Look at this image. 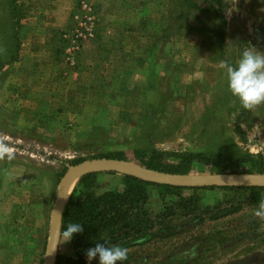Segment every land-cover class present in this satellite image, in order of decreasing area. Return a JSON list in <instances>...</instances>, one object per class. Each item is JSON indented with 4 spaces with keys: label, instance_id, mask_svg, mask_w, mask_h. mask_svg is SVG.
Masks as SVG:
<instances>
[{
    "label": "rangeland",
    "instance_id": "374dc122",
    "mask_svg": "<svg viewBox=\"0 0 264 264\" xmlns=\"http://www.w3.org/2000/svg\"><path fill=\"white\" fill-rule=\"evenodd\" d=\"M83 1L95 13L94 35L67 63L63 33L80 0H0V142L14 157L0 160V264H41L66 165L152 151L165 163L190 155L187 172H212L198 159L210 155L232 159L217 167L223 172H255L257 160L264 168V104L242 108L219 68L235 66L245 48L264 52V0H219L220 8L213 0ZM97 179L96 192L121 188L117 174ZM150 191L154 216L161 207ZM193 194L192 212L174 208L163 219L172 234L128 248L117 264H264V220L252 215L264 189ZM229 205L238 209L212 217L214 206ZM191 244L193 257L166 260ZM57 247L72 254L69 242Z\"/></svg>",
    "mask_w": 264,
    "mask_h": 264
},
{
    "label": "trees",
    "instance_id": "16d2710c",
    "mask_svg": "<svg viewBox=\"0 0 264 264\" xmlns=\"http://www.w3.org/2000/svg\"><path fill=\"white\" fill-rule=\"evenodd\" d=\"M213 1L220 8L219 0ZM108 158L121 159L125 157L122 154H115ZM136 158L135 162L143 166L169 173L187 172L191 161L190 155L182 153L175 163H165L159 153L152 151L146 155L137 153ZM198 159L201 162L212 163L215 167L213 173L223 172L217 167L225 161L227 163L233 162L232 159L224 156H199ZM260 165V161L257 160L255 172H264V168ZM239 171L251 170L243 169ZM101 173L117 174L121 188L96 192L95 189L98 188L99 184L97 177ZM152 188L161 207V210L154 216L150 214V209L147 206ZM199 188L231 192L232 198H235L234 194H238L240 191L256 192V190L264 189V186H171L155 184L127 173L119 174L112 171H87L79 174L64 200L59 234L66 230L69 223L82 224L83 232L74 234L69 242L72 254L60 255L57 253L55 264H86L85 252L88 248L94 247L96 243H104L106 247L118 245L122 248H128L142 244L154 237L172 234V228L167 225V222H163V219L172 214L174 208L181 209L186 214L192 212V207L199 199L193 194V190ZM184 190H189V193H183ZM202 206L205 209L206 206L203 204ZM237 209V205H229L223 209L214 206L215 215L212 217L223 216ZM195 217L194 214L188 219L191 221L196 219ZM196 251L195 244H191L185 246L179 252L170 253L167 255L166 260L168 262L178 260L183 263L190 256L193 257Z\"/></svg>",
    "mask_w": 264,
    "mask_h": 264
},
{
    "label": "water",
    "instance_id": "95a60500",
    "mask_svg": "<svg viewBox=\"0 0 264 264\" xmlns=\"http://www.w3.org/2000/svg\"><path fill=\"white\" fill-rule=\"evenodd\" d=\"M87 171L127 173L155 184L171 186H264V172H180L169 173L153 170L126 158H86L66 165L56 183V194L49 209V219L43 243L41 264H55L59 224L64 200L69 194V185L75 178ZM56 246V247H55ZM55 247V250L53 248Z\"/></svg>",
    "mask_w": 264,
    "mask_h": 264
},
{
    "label": "clouds",
    "instance_id": "9594fccd",
    "mask_svg": "<svg viewBox=\"0 0 264 264\" xmlns=\"http://www.w3.org/2000/svg\"><path fill=\"white\" fill-rule=\"evenodd\" d=\"M219 68L225 70L228 91L238 99L242 108L252 110L264 104V52L257 51L252 46L245 48L235 66L227 61H221ZM5 157L9 160L14 158L13 152L0 142V160ZM252 215L264 220V199L259 202L258 208L253 210ZM82 232V224L69 223L66 230L59 234L57 245L70 242L74 234ZM127 255V248L118 245L106 247L104 243H96L85 252L88 261L98 257V264H117L118 261L127 260Z\"/></svg>",
    "mask_w": 264,
    "mask_h": 264
},
{
    "label": "built area",
    "instance_id": "2783aa9c",
    "mask_svg": "<svg viewBox=\"0 0 264 264\" xmlns=\"http://www.w3.org/2000/svg\"><path fill=\"white\" fill-rule=\"evenodd\" d=\"M77 8L78 10L73 14L74 26L68 32L63 33L67 41L63 47V59L67 63L74 61L73 52L77 50L79 43L92 37L95 31V13L93 10L83 0H80Z\"/></svg>",
    "mask_w": 264,
    "mask_h": 264
},
{
    "label": "crops",
    "instance_id": "0c3cea01",
    "mask_svg": "<svg viewBox=\"0 0 264 264\" xmlns=\"http://www.w3.org/2000/svg\"><path fill=\"white\" fill-rule=\"evenodd\" d=\"M134 246H135V245H134ZM131 247H132V246H131ZM131 247H128V248H131ZM128 248H127V249H128Z\"/></svg>",
    "mask_w": 264,
    "mask_h": 264
}]
</instances>
